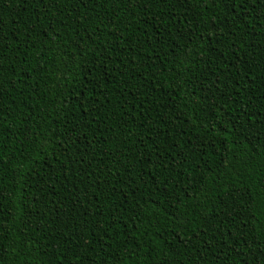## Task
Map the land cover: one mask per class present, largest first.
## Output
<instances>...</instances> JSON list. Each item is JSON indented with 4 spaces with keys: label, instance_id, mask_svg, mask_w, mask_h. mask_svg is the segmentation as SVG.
I'll list each match as a JSON object with an SVG mask.
<instances>
[{
    "label": "trees",
    "instance_id": "16d2710c",
    "mask_svg": "<svg viewBox=\"0 0 264 264\" xmlns=\"http://www.w3.org/2000/svg\"><path fill=\"white\" fill-rule=\"evenodd\" d=\"M262 253L264 11L0 0V264Z\"/></svg>",
    "mask_w": 264,
    "mask_h": 264
},
{
    "label": "snow or ice",
    "instance_id": "6c2138e0",
    "mask_svg": "<svg viewBox=\"0 0 264 264\" xmlns=\"http://www.w3.org/2000/svg\"><path fill=\"white\" fill-rule=\"evenodd\" d=\"M47 2L49 4H51L52 0H47ZM130 3H135V0H129ZM238 3L240 6L243 7V9L249 13H251L252 11H256L257 10V6L259 8L260 11H264V0H238ZM86 6V4L84 5ZM99 102L97 101V104ZM262 255H264V253H262Z\"/></svg>",
    "mask_w": 264,
    "mask_h": 264
}]
</instances>
